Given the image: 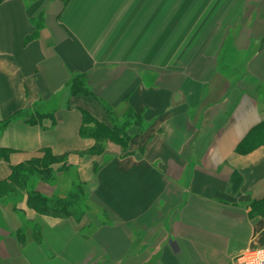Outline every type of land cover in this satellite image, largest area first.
Wrapping results in <instances>:
<instances>
[{
	"label": "crops",
	"instance_id": "crops-1",
	"mask_svg": "<svg viewBox=\"0 0 264 264\" xmlns=\"http://www.w3.org/2000/svg\"><path fill=\"white\" fill-rule=\"evenodd\" d=\"M4 6L21 27L13 44L0 28V184L46 151L75 168L108 221L83 240L74 221L34 217L41 243L18 249L1 235L0 264H234L264 250V0ZM78 74L93 97L70 95ZM108 108L141 118L124 156L109 144L94 151L83 115L107 125ZM126 162L155 182L124 215L100 191L103 175ZM119 228L125 243L110 247L100 234Z\"/></svg>",
	"mask_w": 264,
	"mask_h": 264
},
{
	"label": "rangeland",
	"instance_id": "rangeland-1",
	"mask_svg": "<svg viewBox=\"0 0 264 264\" xmlns=\"http://www.w3.org/2000/svg\"><path fill=\"white\" fill-rule=\"evenodd\" d=\"M120 119H122V116ZM136 120L137 119L130 120L129 124L134 126ZM108 121L111 122L109 117ZM107 126H111L110 123L107 124ZM133 126H130L128 130L131 137L136 131V126ZM107 144H109L108 146L112 145L111 147L113 150L116 148L121 155H125L126 149L112 142L100 144L99 147L102 153L105 152ZM63 162L64 159H59L58 163L51 166V171H48V173L29 175H24V173H22L21 177H23V179L20 180L18 186H13V184L9 185L10 189L6 188L5 191L2 192L3 194L0 196V236L8 235L7 238L13 239L18 249L24 246L22 242L25 239L36 243V240L32 238H35V233L37 231H39L41 239L40 227L38 225H33V221H31L32 218L37 216L51 220H70L78 225H82L79 226V236L83 240H88L91 237L93 229H98L103 225L101 222L108 221L105 210L95 204L91 198H88L90 189L83 183L78 182L75 178V168L69 163ZM70 184L77 189L81 187L83 190L82 207H85V209L81 208L78 201L68 197V195H71L73 192V189H68ZM34 193L41 194L49 199L51 205H57V211H48V213L44 212L43 214H39L35 209H32L31 206L27 204V198L34 196ZM19 229L25 230V236L22 238H19L16 234ZM15 236H17V239ZM10 264H22L21 259L12 260Z\"/></svg>",
	"mask_w": 264,
	"mask_h": 264
},
{
	"label": "trees",
	"instance_id": "trees-1",
	"mask_svg": "<svg viewBox=\"0 0 264 264\" xmlns=\"http://www.w3.org/2000/svg\"><path fill=\"white\" fill-rule=\"evenodd\" d=\"M67 86H68V90H69V93L71 96H74V97H76V96H82V97L92 96L93 97V94L87 85V80H86L85 75H82V74L74 75L73 77H71L69 79ZM129 115H131V116H129ZM107 116L109 117V119H111V122H110L111 126H107V125H104L102 123L96 122L87 113L83 115V117H85V121H87V123L92 122V124L94 125V130H93L92 134L89 136H90V138L95 140L96 144L94 147V151L97 154L102 153V150L99 147L101 143L112 142V143L119 145L123 148L126 146V144L131 139V136L129 135L128 130L130 129V126H133V125L129 124L130 120L137 119L136 124H134V126H136L135 133H140L142 130L141 126H140V125H142L141 118L137 115L130 113V114H126V115L122 116V119H120V117L116 116L108 108L107 109ZM9 122L10 121H5V122L1 123V126L5 127ZM134 122H135V120H134ZM81 135H83L82 132H81ZM58 162H59V159H56V158L48 155L47 152L45 151L43 154V157L41 159H34V160L29 161L25 164H22V165L15 167V168H12L8 181L3 183V184H0V187H1L0 188V196L3 194L2 192L5 191L2 189H6V188L10 189L9 185H12V184H13V186L19 185L20 180L23 179V177H21L22 173H24V175L48 173V171H51V166L58 163ZM78 188L79 189H77L75 186L70 184L68 189H73V192L71 193V195L69 194L68 197L70 199H74V200L78 201L81 208L85 209V207H82L83 206V202H82L83 190L81 189V187H78ZM34 194H35L34 196L27 198V204L29 206H31L32 209H35L39 214H43L44 212L48 213V211H57V209H58L57 205H51L50 204L51 202L49 199H47L46 197H44L41 194H38V193H34ZM101 223L106 224V221H103ZM16 234L19 238L20 237L22 238L23 236H25L24 235L25 230L19 229V230H17ZM17 236H15L16 239H17ZM32 239H35L36 243L41 242V239L39 236V231H37L35 233V238H32ZM26 242H27V240L25 239L22 242V245H25Z\"/></svg>",
	"mask_w": 264,
	"mask_h": 264
},
{
	"label": "bare ground",
	"instance_id": "bare-ground-1",
	"mask_svg": "<svg viewBox=\"0 0 264 264\" xmlns=\"http://www.w3.org/2000/svg\"><path fill=\"white\" fill-rule=\"evenodd\" d=\"M20 27V17L14 12V8L11 6L0 8V28L3 32L4 40H9L13 44L15 32ZM66 49L72 50L76 54L71 44H68ZM20 56L18 58L19 63L22 59L24 60L26 55ZM3 71L4 69L0 68V73ZM3 88L6 90L5 87ZM6 92L8 94L12 93L10 86ZM144 96L147 100L156 97L151 93ZM158 99L161 104L165 102V97L162 94ZM154 182V177L150 173H147V171L144 172L141 166H134L126 162L123 165V170L114 165L103 175L100 195L104 198L107 196V200L111 206L126 215L139 206L149 189L154 187ZM100 236L107 241L110 247L121 248L125 243L126 231L124 228H119L116 231H103Z\"/></svg>",
	"mask_w": 264,
	"mask_h": 264
},
{
	"label": "built area",
	"instance_id": "built-area-1",
	"mask_svg": "<svg viewBox=\"0 0 264 264\" xmlns=\"http://www.w3.org/2000/svg\"><path fill=\"white\" fill-rule=\"evenodd\" d=\"M234 264H264V250H247L235 258Z\"/></svg>",
	"mask_w": 264,
	"mask_h": 264
}]
</instances>
